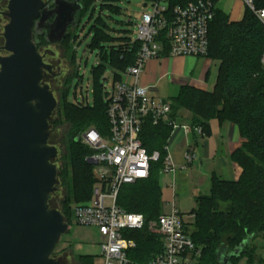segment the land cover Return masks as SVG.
<instances>
[{"label": "trees", "instance_id": "16d2710c", "mask_svg": "<svg viewBox=\"0 0 264 264\" xmlns=\"http://www.w3.org/2000/svg\"><path fill=\"white\" fill-rule=\"evenodd\" d=\"M189 1L194 0H169V5L174 7ZM213 1L217 3V0ZM93 2L81 0L83 7L77 13V26ZM109 2L104 0L100 4L101 8L111 7ZM255 6L264 7V0H256ZM76 27L69 30L61 45L63 54L73 63L74 72L66 78L63 87L58 89V117L53 119L55 124L59 123L61 117L70 123L63 141L64 147L70 146L68 163L72 169L71 178L63 170L67 194L62 201L61 213L67 224L72 219L68 203L71 200L89 199L95 182L93 165L86 160L91 151L75 138L88 126H94L101 133L106 132L108 127L105 101L90 107L68 102L66 98L71 81L77 73L75 50H72ZM94 29L95 35L90 46L110 39L105 26ZM38 39L41 44L46 43L42 36ZM67 40L72 43L68 44ZM163 40L166 45V39ZM117 42L116 46H100L99 57L102 63L93 68V72L107 63L121 72L133 63L140 43L137 40L131 41L129 37H120ZM263 49L264 26L249 8H244L240 20L231 21L216 6L209 25L206 55L218 62L214 87L208 91L183 85L177 95L171 98L173 119L187 121L192 128L200 126L204 135L209 134L211 119L221 123L232 122L237 125L241 137L240 145L231 153V160L240 168L238 177L231 180L213 173L209 193L196 196L195 207L190 211L193 215L189 222L192 226L191 237L201 247L200 264H217L215 251L222 244L231 250L247 236L252 235L253 238L264 233V67L260 64ZM164 50H168L167 47ZM116 79H119V74ZM95 87L96 97L102 98V84L98 83L97 74ZM182 110H188L189 117H183ZM170 130L171 127L166 123L153 125L147 122L141 133L144 147L149 152L158 150L163 155ZM160 166L159 162L153 164L147 179L121 186L117 204L128 212L142 213L147 220L156 218L161 213V189L158 182ZM125 236L136 242L135 248L128 252L132 261L145 263L161 250L159 237L146 227L126 232ZM251 240L239 258L231 259L232 264L240 258H245V264H264V260L258 258L254 248L250 247ZM79 257L85 260L83 264H90L88 255Z\"/></svg>", "mask_w": 264, "mask_h": 264}, {"label": "built area", "instance_id": "2783aa9c", "mask_svg": "<svg viewBox=\"0 0 264 264\" xmlns=\"http://www.w3.org/2000/svg\"><path fill=\"white\" fill-rule=\"evenodd\" d=\"M219 1L194 0L170 7L169 0H144L150 9L137 24L134 40L140 43L138 53L133 63L119 72V79L106 94L107 130L101 133L88 126L80 132L81 143L91 151L86 160L93 165L95 182L89 199L71 205L72 219L75 224L97 229L100 264H200L201 247L186 228L193 217L191 213L182 215L171 204L168 213L161 212L147 220L142 213L128 212L119 206L117 195L121 186L147 179L155 163H161L160 174L174 176L178 166L171 141L177 132L204 135L200 126L192 128L187 121L173 119L171 101L151 97L148 88L139 84V77L145 63L157 58L166 47L171 56L206 57L209 25ZM242 2L264 26V7H256V0ZM260 64L264 67V49ZM147 122H163L171 127L163 155L158 150L149 152L142 143L141 133ZM182 157L185 163L180 168H186L195 155L187 150ZM145 227L159 237L161 250L145 263L135 262L128 252L136 242L125 233Z\"/></svg>", "mask_w": 264, "mask_h": 264}, {"label": "water", "instance_id": "95a60500", "mask_svg": "<svg viewBox=\"0 0 264 264\" xmlns=\"http://www.w3.org/2000/svg\"><path fill=\"white\" fill-rule=\"evenodd\" d=\"M82 7L80 0H8L3 32L8 54L0 56V264H61L52 253L67 223L48 204L57 173L48 128L57 99L42 83L51 66L37 45L42 36L60 49ZM251 238L231 250L220 245L217 264H232Z\"/></svg>", "mask_w": 264, "mask_h": 264}, {"label": "rangeland", "instance_id": "374dc122", "mask_svg": "<svg viewBox=\"0 0 264 264\" xmlns=\"http://www.w3.org/2000/svg\"><path fill=\"white\" fill-rule=\"evenodd\" d=\"M111 7L101 8L100 2H93L90 9L80 19L78 26L75 28V41L73 42L72 50H75V66L76 75L73 77L67 93V101L74 104H83L93 107L97 103L106 101V94L110 92L112 84L117 80L119 74L116 68L111 67L109 63L104 67L99 68L93 72V68L98 67L101 62L100 46H116L117 40L120 37H129L131 40L136 39L137 24L144 12H147L150 7L144 5V0H110ZM231 5L230 19L239 20L241 18L244 4L242 0H222L219 1L217 6L224 8L227 4ZM8 0H2L0 3V56L7 55L8 52L4 47V26L8 22L6 13ZM94 10H91L93 9ZM101 29L105 26L106 33L110 39L108 41H101L98 44L90 46L96 29ZM71 44V40H67ZM39 53L43 57V61L50 65V72L43 71L42 83L47 84L49 89L53 92L57 99L56 108L53 110L49 118L48 128V144L57 148V154L52 159V163L56 166V182L53 191L48 196V204L51 208L57 209L61 212L63 210L62 201L66 197V186L63 180V170L66 171L67 176L71 178L72 169L68 163V145L64 147L65 134L70 123L64 118H60L58 124L53 123V119L58 117L57 107L59 103L58 89L62 88L66 78L71 77L74 72L73 63L71 64L67 55L63 54V50H59L57 45L42 43L37 46ZM46 50V51H45ZM52 52V53H51ZM180 62L174 61V74L178 75L180 69ZM210 71L206 85L212 88L216 81L218 62L207 57H202L199 60L195 72L192 77L197 78L201 69L208 68ZM163 69V64H158V69L155 79L148 85L150 94L156 97L171 98L176 96L180 86L177 79L168 81L160 77ZM55 75H54V74ZM72 73V74H71ZM95 74H97L98 83L102 84L101 93L102 98L96 97L95 91ZM106 78V79H105ZM190 86V85H189ZM196 88V87H195ZM200 89V88H198ZM203 90V89H202ZM82 96L84 99H82ZM183 117H189L188 110L181 111ZM81 126L82 128L85 127ZM80 127V128H81ZM85 129V128H84ZM82 129V131L84 130ZM201 135V134H200ZM205 136V135H203ZM176 149V158H180V150ZM87 152V151H86ZM87 154V153H86ZM211 164L203 163L202 169L198 168L197 162H194L187 168H177L174 176L173 174H159L158 182L161 189V212L168 213L171 207V199L173 193V179L175 182L174 193L176 207L182 215H186L192 208L195 207V198L197 194H208L207 191L208 181L211 177ZM93 175V173H92ZM85 201V200H82ZM70 201L68 205L82 202ZM187 231L191 233V224L186 225ZM100 236L95 227L87 225L75 224L73 219L67 225V231L60 236L58 243L52 253L53 258H61L62 264H83L85 260L79 256L88 255L90 264H100L102 262L99 252ZM250 247H253L257 257L264 260V233L253 237ZM235 264H245V258L238 259Z\"/></svg>", "mask_w": 264, "mask_h": 264}, {"label": "crops", "instance_id": "0c3cea01", "mask_svg": "<svg viewBox=\"0 0 264 264\" xmlns=\"http://www.w3.org/2000/svg\"><path fill=\"white\" fill-rule=\"evenodd\" d=\"M222 1V0H220ZM231 5L227 4L222 10L228 15L230 19ZM243 14V13H242ZM242 18V16H241ZM239 18V20L241 19ZM234 21V20H231ZM238 21V20H235ZM202 57H191V56H171L168 50L160 51L157 58L149 59L143 68L142 73L139 77V84L148 87V85L155 79V75L158 69V64H163V69L160 77L167 78L166 80L171 81L177 79L179 86L190 85L196 88L203 90L211 91L214 87L208 88L206 81L208 79L210 66L208 68L201 69L197 78H193L192 75L195 72V68L199 60ZM178 60L180 62V69L178 75L174 74V61ZM148 94L156 99H165L168 98L156 97L153 94ZM241 137L239 134V129L236 124L232 122H219L217 119H211L209 121V134L200 135L198 132L189 133L183 135L181 132H177L172 141V156L176 165L180 168L181 165L185 163L183 160L184 151L193 152L195 158L189 163L188 166H191L194 162H197L198 168L201 170L203 163L211 164L210 167L211 175L214 173L220 178L225 179H236L240 173V168L231 160L232 151L240 145ZM181 147L180 158H176V149ZM169 174V173H164ZM171 175V174H170ZM175 184V182H174ZM210 181H208L207 191L209 190ZM173 185V184H172ZM173 185V193H174ZM172 193L171 204L176 207L175 194ZM206 193V192H205ZM204 193V194H205ZM201 195V194H197ZM177 208V207H176ZM178 209V208H177ZM191 211V210H190ZM190 211L186 214H189Z\"/></svg>", "mask_w": 264, "mask_h": 264}, {"label": "flooded vegetation", "instance_id": "af4514ba", "mask_svg": "<svg viewBox=\"0 0 264 264\" xmlns=\"http://www.w3.org/2000/svg\"><path fill=\"white\" fill-rule=\"evenodd\" d=\"M44 1V3L45 4H49L52 0H43ZM69 1H72V0H69ZM81 1V0H80ZM2 2V0H0V3ZM50 8H52V5H50L49 6V9ZM3 12H2V10L0 9V14H2ZM41 44V43H40ZM39 44V45H40ZM57 47H58V45H57ZM58 49H59V47H58ZM59 50H61V48L59 49ZM62 55H63V53H62ZM57 260H59L60 261V263L62 264V262H61V258H56Z\"/></svg>", "mask_w": 264, "mask_h": 264}]
</instances>
